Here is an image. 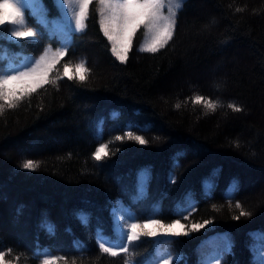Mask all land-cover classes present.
Segmentation results:
<instances>
[{
    "label": "trees",
    "instance_id": "trees-1",
    "mask_svg": "<svg viewBox=\"0 0 264 264\" xmlns=\"http://www.w3.org/2000/svg\"><path fill=\"white\" fill-rule=\"evenodd\" d=\"M43 4L50 20L60 19L54 0ZM98 20L94 3L86 31L75 34L50 73L54 82L0 115V251L12 249L5 259L40 264L43 249L67 264H124L123 257L101 255L97 233L112 236L114 210H130L141 221L179 219L188 232L143 237L133 250L138 264L157 252L180 255L179 264H253L264 230V0H186L168 45L140 51V29L126 63L112 56ZM44 31L38 44L0 46L14 58H36L61 45ZM81 60L91 69L84 82L57 79L64 64ZM195 95L224 107L210 112L193 104ZM130 127L149 143L114 141ZM109 141V156L95 161L96 148ZM28 160L39 167L23 168ZM237 202L251 215L240 216ZM45 220L54 234L42 227Z\"/></svg>",
    "mask_w": 264,
    "mask_h": 264
},
{
    "label": "snow or ice",
    "instance_id": "snow-or-ice-1",
    "mask_svg": "<svg viewBox=\"0 0 264 264\" xmlns=\"http://www.w3.org/2000/svg\"><path fill=\"white\" fill-rule=\"evenodd\" d=\"M61 12L60 19L50 20L48 10L43 0H0V41L16 44L23 48L24 43L38 44L39 39L45 34L44 30H50L49 34L58 36L62 41L61 47L52 51L50 47L45 48L39 58L15 57L11 50L0 46V115L7 109L17 107L18 103L25 97L35 93L46 84L53 83L49 77L50 73L56 70L60 59L70 51V45L74 42L75 34H82L87 29V21L90 18V6L95 3L96 12L99 17V25L103 35L109 41L111 54L120 63H126L132 47L133 37L137 31L143 29L144 39L139 48L142 52L157 53L165 48L174 37L177 26V19L180 11L183 10L186 0H54ZM236 11H243L237 8ZM33 21L34 24H30ZM64 72L57 79L67 76L69 80L77 78L80 82L87 79L91 69L87 67V61L81 60L76 64H64ZM72 70V74L69 71ZM193 104H203L210 111L215 112L218 107H224L219 100L207 99L201 95L192 98ZM180 107L179 104L176 105ZM227 107L234 112L242 111V108L235 103L227 104ZM115 115V114H114ZM132 140L138 144L149 143L143 135H137L130 129L124 136L114 137V141ZM100 144L92 157L95 161H103L109 156V144ZM182 155V153L177 154ZM22 167L29 170H36L38 162L28 160ZM145 181L141 184L138 198H144L146 179L148 176L145 170ZM174 183V179L172 180ZM231 191L239 190V182L233 180ZM236 208L241 209L240 216H249L251 213L245 211L242 205L237 202ZM180 206L178 205V210ZM82 222L87 223L86 213H78ZM187 219V217H182ZM240 217H234L239 219ZM113 235L107 236L102 230H98L97 243L101 255H108L112 258L123 257L124 264H138L135 261L133 250L138 247V242L143 237L160 238L188 235L183 231L185 225L177 219L170 224H165L156 215L149 216L143 221L131 213L130 210H121L117 215L113 212ZM212 221H205L204 224L195 223L191 231H199L205 224ZM179 225L180 231H176ZM49 234L55 233V225L45 220L42 223ZM260 248L254 254L253 264H264V230L258 234ZM173 243L174 241H165ZM230 251L231 241L225 245ZM12 254V249L0 251V264H12L6 260V256ZM36 258L40 264H67L63 256L53 255L49 250L38 249ZM19 261V256L15 257ZM83 259V258H81ZM182 257L172 256L170 253L157 254L147 264H179ZM89 264H95L90 261Z\"/></svg>",
    "mask_w": 264,
    "mask_h": 264
},
{
    "label": "rangeland",
    "instance_id": "rangeland-1",
    "mask_svg": "<svg viewBox=\"0 0 264 264\" xmlns=\"http://www.w3.org/2000/svg\"><path fill=\"white\" fill-rule=\"evenodd\" d=\"M57 5V4H56ZM58 7V6H57ZM58 10H59V14H60V17H61V12H60V9L58 8ZM143 39H144V35H142V37H141V40H140V43H139V46H138V48H140V46H141V44H142V42H143ZM61 40V39H60ZM62 43H63V41L61 40V45H62ZM61 45L59 46V47H61ZM48 47H50V46H48ZM59 47H57V48H59ZM51 48V47H50ZM57 48H51L52 49V51H55ZM44 51H45V49H44ZM43 51V52H44ZM43 52L41 53V54H43ZM40 54V55H41ZM39 55V56H40ZM39 56L38 57H36V58H39ZM20 58H33V57H31V56H29V55H22ZM261 179V178H260ZM260 182H264V181H260Z\"/></svg>",
    "mask_w": 264,
    "mask_h": 264
}]
</instances>
